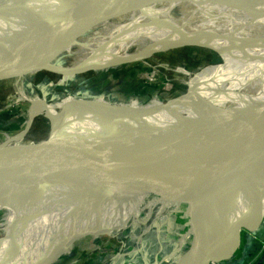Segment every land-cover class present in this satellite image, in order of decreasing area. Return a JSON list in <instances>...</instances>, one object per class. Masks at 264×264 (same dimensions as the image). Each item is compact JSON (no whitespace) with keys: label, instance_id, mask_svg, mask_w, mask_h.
Wrapping results in <instances>:
<instances>
[{"label":"bare ground","instance_id":"1","mask_svg":"<svg viewBox=\"0 0 264 264\" xmlns=\"http://www.w3.org/2000/svg\"><path fill=\"white\" fill-rule=\"evenodd\" d=\"M67 1L63 0V3ZM263 8L264 0H149L120 13L91 19L87 18L86 8L75 15L67 13L45 19L37 27L53 28L56 33H61L58 37L70 50L53 53L50 62L64 65L65 68L71 61L81 57L96 61L126 54L138 61L147 59L157 52L187 45L188 41L180 36L183 32L192 41L206 45L217 53L219 62H214L194 78L196 83L202 84L196 85L195 91L201 89L203 96L192 95L193 91L189 89L185 96L154 109L160 114L140 118H134V115L93 135L104 137L119 129L120 133L115 135L131 146L125 157L129 159L131 155L139 157L148 153V166L153 167L144 175L153 176L149 184L151 186L158 179V174L151 173L168 169L173 157L195 150L202 153L221 150L238 128L230 121L229 115L239 118L241 125L264 119V16L259 14ZM12 10L13 7L6 8L5 13L9 15ZM162 22L166 23L165 26L153 29L156 25H162ZM11 43L8 41L2 45L0 56L8 55L4 48ZM112 64L108 61L106 65H88L86 68ZM4 67L6 64L0 63V71ZM187 97L197 103L189 104ZM203 105H209L215 111L206 116L197 143L186 144L166 130L178 124L189 129L195 117L204 114L201 109ZM35 108L33 116L45 115L55 121L56 116L45 106ZM57 118L61 119L58 114ZM60 124L61 121L57 125L64 126L62 128L66 134L73 136L66 131L69 127L64 122ZM91 158L93 162L87 164L86 169L93 174L102 167L103 161L99 150ZM135 179L138 181L132 171H126L112 189L99 190L91 198L85 199L72 192L74 180L69 176L58 184L59 189L56 185L51 190L27 220L11 228L5 237H0V264H29L39 254L66 247L81 236L93 233L112 235L118 224L137 212L134 210L140 199L133 205L126 206L125 203L130 191L135 188ZM120 187L125 191L121 190L119 197L115 192ZM50 196L52 200L47 204ZM56 199L58 205L51 207L52 201ZM232 199L233 204L224 207L218 218L211 216L204 223V231L196 237L189 253L197 251L203 258L207 255L208 244L224 238L239 222L245 221L251 227L246 216L250 204L254 203L252 213L255 216L264 213V185L259 187V180L247 187L243 199ZM241 241L242 238L236 239L218 257L232 258L238 253ZM45 259L34 264H42Z\"/></svg>","mask_w":264,"mask_h":264},{"label":"water","instance_id":"2","mask_svg":"<svg viewBox=\"0 0 264 264\" xmlns=\"http://www.w3.org/2000/svg\"><path fill=\"white\" fill-rule=\"evenodd\" d=\"M145 1L149 0H69L65 3L63 0H2L0 53L3 52V44L8 41L12 43L4 48L8 55L0 56V63L6 64L0 71V93L8 91L7 88H15L21 82L43 72L70 78L90 71L115 67L108 65L66 69L64 65H53L50 56L57 51L67 52L70 48L58 37L61 33L58 31L56 33L53 28L37 27V24L67 13L75 15L86 8L88 19L105 17L126 11ZM10 7H13V10L7 15L5 10ZM259 14L264 16V8ZM164 24L153 29L157 30ZM180 36L188 41L189 45L209 49L206 45L192 41L184 32ZM41 41L42 45H39ZM187 99L189 104L197 103L191 97ZM201 109L204 114L195 117L189 129L178 124L166 130L186 144L197 143V136L206 116L215 111L209 105H203ZM137 114L134 118L160 113L154 110ZM229 119L238 128L230 135L229 142L221 150L211 156H204L201 151L195 150L173 157L168 169L164 171L159 169L151 173L158 174V179L151 186L149 184L153 176L144 175L153 167L148 166V153L139 157L131 155L129 159L125 157L131 146L126 143L127 141L118 138L119 135H115L120 133L119 129L104 137L88 134L80 138L64 135L51 126L50 135L42 140H31L24 134L0 132V170H9L12 167L21 170L39 167L46 176L59 180V183L70 176L74 180L72 192L85 199L91 198L99 190L112 189L126 171H132L138 181L135 179V188L130 191L129 199L125 201L126 206L133 205L140 199L135 212L149 208L179 215L173 247L177 264L221 263L224 259L218 255L222 250L236 239H241L243 231L253 234L264 224V213L255 216L252 213L254 204L252 203L246 214L251 227L245 221L239 222L224 238L211 241L206 247L207 255L203 258L197 251L187 253L188 242L204 216L225 206H231L233 197H239L238 201L243 199L247 187L257 180L259 187L264 185V119L248 125H241L239 118L233 115H229ZM98 150L103 165L97 172L90 174L86 166ZM121 190L125 191L120 187L115 192L119 197ZM75 243L73 241L66 247L51 251L41 263L53 264Z\"/></svg>","mask_w":264,"mask_h":264},{"label":"rangeland","instance_id":"3","mask_svg":"<svg viewBox=\"0 0 264 264\" xmlns=\"http://www.w3.org/2000/svg\"><path fill=\"white\" fill-rule=\"evenodd\" d=\"M39 45H42V41ZM205 49L187 43L140 61L126 54L96 61L81 57L71 61L66 68L106 65L108 61L113 62L115 67L90 71L68 81L45 72L35 75L15 88L10 87L8 91L0 93V132L24 134L28 139L42 140L50 135V127L53 126L60 133L69 135L63 131L64 126L57 125L61 121L69 127L66 130L68 133L82 138L114 127L139 112H150L183 97L189 89L193 91L192 95L203 96L201 89L195 91L196 85L200 84L194 80L195 75L219 62L217 53ZM35 106H45L56 116L55 121L45 115L33 116ZM218 151L203 154L211 156ZM92 162L90 158L87 164ZM23 170L15 167L0 170V237H5L11 228L27 220L59 184V180L46 176L39 167ZM50 199L51 196L47 204ZM58 200H53L51 207L57 206ZM223 208L200 220L188 242L187 253L196 237L204 231V223L211 216L218 218ZM178 221L177 213L149 208L137 211L118 224L112 235L93 233L81 236L53 264H177L173 247ZM242 233L240 250L235 257H239L245 249L248 232ZM183 253L185 255V251ZM49 254L41 253L29 264L47 258Z\"/></svg>","mask_w":264,"mask_h":264},{"label":"crops","instance_id":"4","mask_svg":"<svg viewBox=\"0 0 264 264\" xmlns=\"http://www.w3.org/2000/svg\"><path fill=\"white\" fill-rule=\"evenodd\" d=\"M55 66H57V65H55ZM84 67V66H83ZM86 67V66H85ZM79 68V67H78ZM66 69H68V68H66ZM76 69V68H75ZM76 77H78V76H72V77H70V78H65L67 81L68 80H72L73 78H76ZM254 234V236L256 237L257 236V238H260L261 240L263 239L264 240V224H263V227H261L260 229H259V231L257 232V233H253ZM245 238V237H244ZM246 238H247V243H245V249H244V251L242 252V253H240V256L238 257H234L233 259H231V260H228V261H226V262H224L223 264H248V263H250L251 261H252V259L254 258V259H256L257 257H258V255L260 254V252H261V247H260V244L258 245V243H257V245L259 246L258 247V250H256V252H254L253 253V249H251L250 250V247L253 245L252 243H253V241H255L254 239H253V236H252V234L251 233H248V234H246ZM248 240H249V242H250V240L252 241V242H250L249 244H248ZM261 240H260V242H261ZM256 242V241H255ZM256 245V246H257ZM248 246V247H247ZM250 246V247H249ZM240 250V249H239ZM250 250V251H249ZM239 252V251H238ZM256 253V254H255ZM254 254V255H253ZM260 264H264V260H262V262L260 263Z\"/></svg>","mask_w":264,"mask_h":264},{"label":"built area","instance_id":"5","mask_svg":"<svg viewBox=\"0 0 264 264\" xmlns=\"http://www.w3.org/2000/svg\"><path fill=\"white\" fill-rule=\"evenodd\" d=\"M253 239L255 240V241H257L259 244H260V247H261V252H260V254L258 255V257L256 258V259H253L250 263H248V264H254L259 258H260V256L264 253V242H260L259 240H258V238L257 237H255V236H253ZM235 256H232V258H230V259H224L221 263H218V262H213L212 264H223L224 262H226V261H228V260H231V259H233Z\"/></svg>","mask_w":264,"mask_h":264},{"label":"trees","instance_id":"6","mask_svg":"<svg viewBox=\"0 0 264 264\" xmlns=\"http://www.w3.org/2000/svg\"><path fill=\"white\" fill-rule=\"evenodd\" d=\"M250 242H252V241L250 240ZM250 242H249V240H248V244H249ZM245 243H247V241H245ZM257 243H258L257 241H256V242L253 241V243H252L253 245H252L251 247L249 246V247H250V250L253 249V253L256 252V250H258V247H259L258 245H259V243H258V245H257ZM256 245H257V246H256ZM247 247H248V246H247ZM250 250H249V251H250ZM255 254H256V253H255ZM253 255H254V254H253ZM262 260H264V253L260 256V258H259L254 264H260V263L262 262Z\"/></svg>","mask_w":264,"mask_h":264}]
</instances>
